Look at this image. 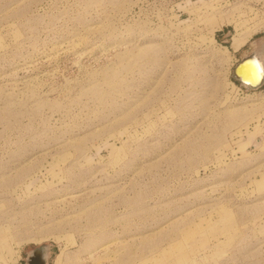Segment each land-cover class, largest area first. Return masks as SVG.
Here are the masks:
<instances>
[{"label":"rangeland","instance_id":"rangeland-1","mask_svg":"<svg viewBox=\"0 0 264 264\" xmlns=\"http://www.w3.org/2000/svg\"><path fill=\"white\" fill-rule=\"evenodd\" d=\"M264 0H0V264H264Z\"/></svg>","mask_w":264,"mask_h":264},{"label":"water","instance_id":"water-1","mask_svg":"<svg viewBox=\"0 0 264 264\" xmlns=\"http://www.w3.org/2000/svg\"><path fill=\"white\" fill-rule=\"evenodd\" d=\"M257 61L254 52L242 57L232 69V78L239 84L249 90L257 89L264 84V70L256 67L252 79L247 76V70L255 66ZM46 248L40 246L34 248L26 257L25 264H46Z\"/></svg>","mask_w":264,"mask_h":264},{"label":"bare ground","instance_id":"bare-ground-1","mask_svg":"<svg viewBox=\"0 0 264 264\" xmlns=\"http://www.w3.org/2000/svg\"><path fill=\"white\" fill-rule=\"evenodd\" d=\"M258 54H259V52H257V51H256V53H254V57L257 61V64H255V66H253V67L248 68V70L246 72L249 79H252L253 74L255 72L254 69L256 67L264 70V63H263L262 59L258 56Z\"/></svg>","mask_w":264,"mask_h":264}]
</instances>
